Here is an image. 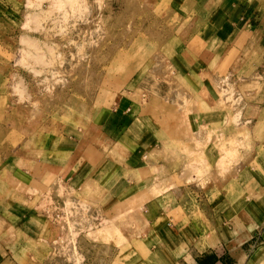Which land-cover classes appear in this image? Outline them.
<instances>
[{"label":"crops","instance_id":"obj_1","mask_svg":"<svg viewBox=\"0 0 264 264\" xmlns=\"http://www.w3.org/2000/svg\"><path fill=\"white\" fill-rule=\"evenodd\" d=\"M167 1L181 19L171 62L192 78L183 124L151 127L125 98L95 135L65 132L45 151L7 153L0 137V264L9 208L47 184L128 220L134 264H264V0Z\"/></svg>","mask_w":264,"mask_h":264},{"label":"rangeland","instance_id":"obj_2","mask_svg":"<svg viewBox=\"0 0 264 264\" xmlns=\"http://www.w3.org/2000/svg\"><path fill=\"white\" fill-rule=\"evenodd\" d=\"M180 26L167 0H0L3 151H45L65 132L95 135L93 126L125 98L151 127L183 124L182 84L192 78L171 62ZM23 195L9 208L19 215L6 264H134L129 244L139 233L126 232L131 224L115 219L116 209L108 213L63 184Z\"/></svg>","mask_w":264,"mask_h":264}]
</instances>
